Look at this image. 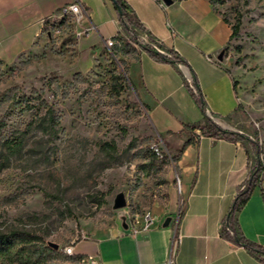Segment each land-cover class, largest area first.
I'll list each match as a JSON object with an SVG mask.
<instances>
[{
  "label": "rangeland",
  "instance_id": "obj_1",
  "mask_svg": "<svg viewBox=\"0 0 264 264\" xmlns=\"http://www.w3.org/2000/svg\"><path fill=\"white\" fill-rule=\"evenodd\" d=\"M217 9L231 24L242 17L240 34L224 50V60L244 94L242 117L263 134L252 138L257 137L262 154L264 0H224ZM69 22L45 33L40 50L12 64L0 61V151L13 137L24 141L0 172V233L26 231L59 245L51 264H81L63 249L99 227L141 228L147 215H168L172 189L180 196L176 155L159 143L129 82L120 95L112 88L111 77L128 68L125 54L113 48L83 72L91 58L73 57L77 39ZM47 107L59 119L55 132L38 125ZM155 145L164 162H149ZM119 194L127 205L116 210Z\"/></svg>",
  "mask_w": 264,
  "mask_h": 264
},
{
  "label": "crops",
  "instance_id": "obj_2",
  "mask_svg": "<svg viewBox=\"0 0 264 264\" xmlns=\"http://www.w3.org/2000/svg\"><path fill=\"white\" fill-rule=\"evenodd\" d=\"M124 1L146 29L138 31L142 43L155 42L163 53L173 50L190 66L158 62L139 47L125 58L129 85L145 107L159 143L176 155L174 177L180 181L181 193L170 191L168 215L157 218L153 228L137 233L123 226L93 229L74 242L76 256L81 260L93 256L98 264H264L221 236L222 222L254 160L252 146L198 137L199 132L181 133L185 124L203 122L186 87L192 84V69L214 121L250 138L256 134L263 138L242 117L244 94L239 85L234 88L239 79L230 62L218 60L233 41L231 26L211 0ZM76 2L84 8L85 24L96 28L73 47L74 58L83 53L91 58L83 72L90 71L110 51L105 41L113 39L117 44L114 38L123 34L111 0H0V61L12 64L40 50L44 34H50L44 29L46 22H60L65 8ZM261 157L264 161V152ZM263 193L264 188H256L238 214L243 235L262 247ZM169 217L171 223L164 227Z\"/></svg>",
  "mask_w": 264,
  "mask_h": 264
},
{
  "label": "trees",
  "instance_id": "obj_3",
  "mask_svg": "<svg viewBox=\"0 0 264 264\" xmlns=\"http://www.w3.org/2000/svg\"><path fill=\"white\" fill-rule=\"evenodd\" d=\"M111 1L114 4L123 31V34H119L116 38H114L117 41V44L114 48L119 46L120 50L125 54V56H128L137 53L136 48L133 47V45H136L142 51L147 52L150 57L158 62L173 65L182 64L190 68L188 63L175 51L169 50L166 53H163L153 46V44H156L155 42L152 44L142 43L138 37V31L145 32L146 29L139 18L131 10L126 1ZM211 2L216 10L217 6L224 4V0H211ZM224 21L229 24L232 29L230 41L234 40L240 34L242 26L241 15L238 14L236 16L234 24H231L230 20L226 17H224ZM68 23L69 19L65 16L60 22L56 24H49L46 22L44 29L50 32V29H53L54 27L61 28L64 25H68ZM48 25H50V28H48ZM136 59H138V57ZM191 72L192 84L191 86L186 84V87L191 92L196 104L202 112L203 122L196 124H185L181 133L192 135L194 132H199L200 134L198 137L203 136L235 143H248L252 146L254 160L250 166L249 174L246 180L238 188L232 205L230 206L222 222L221 236L234 245L245 248L258 259L264 261V247L248 240L243 235L238 222V214L250 200L255 189L261 185L264 177V164L260 160L261 148L258 139L257 137L252 139L243 133L225 129L221 127L216 121H214L212 116L208 113L206 99L198 83L197 76L192 69ZM111 80L113 90L118 95H120L126 89L129 81L128 68L125 69L124 74L113 75ZM237 85V82H234L235 89H237ZM47 108L48 115L43 118V120H40L38 125L47 133L50 131L55 132L59 127V119L54 115L52 108ZM23 143L24 141L22 137H13L12 139L6 140L4 142L5 150L0 151V172L6 167L11 156L23 148ZM188 143L189 141L186 142L184 148ZM105 146L108 147L110 151L115 150V148H111L109 144H105ZM164 161L165 160H162L159 156H157L152 149L149 162L156 164L158 162ZM58 257V251L49 247L44 238L34 233L18 230L10 231L8 233H0V264H51V261ZM67 257L69 260H81L77 256Z\"/></svg>",
  "mask_w": 264,
  "mask_h": 264
},
{
  "label": "built area",
  "instance_id": "obj_4",
  "mask_svg": "<svg viewBox=\"0 0 264 264\" xmlns=\"http://www.w3.org/2000/svg\"><path fill=\"white\" fill-rule=\"evenodd\" d=\"M64 16H66L69 20H71L72 24L77 26V29L73 33V37L77 40L90 36L96 30L95 26L90 22L85 24L86 19L84 16V8L78 2L71 4L70 6L65 8ZM115 45L116 43L113 39H108L105 41V46L110 50L109 52L112 51ZM152 149L156 153V155L159 156L162 160L166 159V157H164V153L162 149L158 145L153 146ZM177 186H178V192L181 193L180 181L178 178H177ZM260 186L264 188V180L261 182ZM156 224H157V219L152 215H147L144 219V223L141 228L131 227L129 229H131L133 233H137V232L147 231L153 228L154 226H156ZM63 252L65 253L66 256L76 257L74 243L68 247H65L63 249ZM80 263L98 264L93 256H89L88 258L80 260Z\"/></svg>",
  "mask_w": 264,
  "mask_h": 264
},
{
  "label": "water",
  "instance_id": "obj_5",
  "mask_svg": "<svg viewBox=\"0 0 264 264\" xmlns=\"http://www.w3.org/2000/svg\"><path fill=\"white\" fill-rule=\"evenodd\" d=\"M164 1L166 3H170L169 0H164ZM224 53L225 52L222 51L220 53V55L218 56V60L219 61H223V59H224ZM126 205H127V202H126L125 196L123 194H119L116 197L115 201H114V209L119 210V209L125 208ZM170 223H171V218L169 217V218L166 219V221L164 223V227L169 226ZM123 227L124 228H127V226L125 224H123ZM48 246L51 247V248H53L54 250H57V251L60 249V246L59 245H57L55 243H52V242L48 243Z\"/></svg>",
  "mask_w": 264,
  "mask_h": 264
},
{
  "label": "flooded vegetation",
  "instance_id": "obj_6",
  "mask_svg": "<svg viewBox=\"0 0 264 264\" xmlns=\"http://www.w3.org/2000/svg\"><path fill=\"white\" fill-rule=\"evenodd\" d=\"M126 226H127V224H125ZM127 228H128V226H127Z\"/></svg>",
  "mask_w": 264,
  "mask_h": 264
}]
</instances>
